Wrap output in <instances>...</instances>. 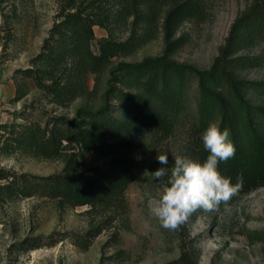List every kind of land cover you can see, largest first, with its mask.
<instances>
[{
    "label": "trees",
    "instance_id": "1",
    "mask_svg": "<svg viewBox=\"0 0 264 264\" xmlns=\"http://www.w3.org/2000/svg\"><path fill=\"white\" fill-rule=\"evenodd\" d=\"M60 19L44 39L32 66L16 69L31 77L52 100L66 103L82 94L84 76L107 68L112 57L134 53L162 30L164 48L158 55L139 61L120 60L109 68L103 102L97 108L79 107L70 118L56 115L44 124L0 123V143L5 153L27 151L47 157L65 153L61 173L48 176L19 173L0 167V198L46 196L61 206L88 205L112 212L125 206L126 191L137 161L130 153L150 138V146L174 156L163 144L174 134L186 113L192 80L198 90L190 140L193 157L205 158L201 133L209 121L218 119L230 130L235 156L220 162L221 171L232 178L236 192L264 185V104L255 105L251 89L264 93V80L241 76L240 70L255 61L244 49L264 45V0H250L233 22L225 44L208 68H199L174 59L183 45L177 37L187 20L202 19L205 0H61ZM131 18L130 33L124 40L109 37L93 48V26L111 31L117 22ZM10 20L5 16L0 35ZM6 43L2 44L5 49ZM264 57V56H263ZM17 83L15 98L24 94ZM133 136L122 141L109 136ZM111 156L106 166H82L85 155ZM152 165L161 167L157 158ZM166 184L167 176L160 178ZM100 229L75 236V244L87 248ZM36 244L32 245L35 247ZM37 246V245H36Z\"/></svg>",
    "mask_w": 264,
    "mask_h": 264
},
{
    "label": "rangeland",
    "instance_id": "2",
    "mask_svg": "<svg viewBox=\"0 0 264 264\" xmlns=\"http://www.w3.org/2000/svg\"><path fill=\"white\" fill-rule=\"evenodd\" d=\"M249 3L250 0H205L204 17L189 19L180 26L177 37H182L184 43L174 53V59L199 68L210 67L236 17ZM61 5V0H0V25L5 16L10 20V26L0 35V123L44 124L56 115L73 118L82 106L97 108L103 102L111 66L120 60L139 61L163 51L160 30L134 53L114 56L107 68L87 73L83 78L85 88L74 100L55 102L31 77L15 70L32 66V59L41 52L44 39L60 19ZM130 21L125 18L117 22L111 31L94 25V50L100 40L126 39ZM241 54L255 58L240 70L241 76L264 80V45L258 43ZM17 83L25 92L19 99L15 98ZM197 96L193 79L189 107L174 134L163 144L174 157L192 155L189 134ZM248 96L253 104H264V93L256 89H251ZM125 138L134 139L109 136L116 142ZM141 142L129 154L138 163L131 173L125 206L115 217L111 211L88 205L61 206L46 196L0 198V264H264V185L234 193L213 211L195 210L174 231L164 229L149 205L155 203L166 184L153 176L156 169L152 162L157 157L150 138ZM1 145L0 167L39 176L64 171L65 153L55 157L27 151L5 153ZM111 158L89 153L80 165L106 166ZM96 229H100L99 234L87 248L75 244V236ZM34 244L37 246L32 247Z\"/></svg>",
    "mask_w": 264,
    "mask_h": 264
},
{
    "label": "clouds",
    "instance_id": "3",
    "mask_svg": "<svg viewBox=\"0 0 264 264\" xmlns=\"http://www.w3.org/2000/svg\"><path fill=\"white\" fill-rule=\"evenodd\" d=\"M201 140L209 153L205 158L176 155L171 169L167 167L169 155L158 153L161 167L152 173L157 179L167 176V181L158 199L154 204L150 202L149 207L164 229L176 230L197 209L205 212L217 209L237 190L232 178L219 168L220 162L236 153L230 130L222 127V121L213 119L202 131Z\"/></svg>",
    "mask_w": 264,
    "mask_h": 264
}]
</instances>
